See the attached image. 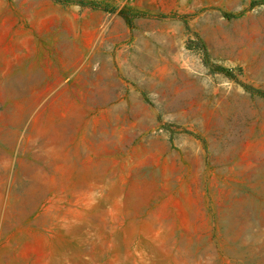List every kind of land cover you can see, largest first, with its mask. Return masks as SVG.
Here are the masks:
<instances>
[{
	"label": "rangeland",
	"instance_id": "rangeland-1",
	"mask_svg": "<svg viewBox=\"0 0 264 264\" xmlns=\"http://www.w3.org/2000/svg\"><path fill=\"white\" fill-rule=\"evenodd\" d=\"M0 54V264H264V0H0Z\"/></svg>",
	"mask_w": 264,
	"mask_h": 264
},
{
	"label": "crops",
	"instance_id": "crops-1",
	"mask_svg": "<svg viewBox=\"0 0 264 264\" xmlns=\"http://www.w3.org/2000/svg\"><path fill=\"white\" fill-rule=\"evenodd\" d=\"M1 55V54H0ZM1 63V62H0ZM7 65V64H5ZM13 68V67H10V66H7V68ZM2 68V65L0 64V69ZM0 78H2L3 80H0V84H4V85H8L10 83V80L8 79L9 76L8 75H5L3 76L2 74H0Z\"/></svg>",
	"mask_w": 264,
	"mask_h": 264
},
{
	"label": "trees",
	"instance_id": "trees-1",
	"mask_svg": "<svg viewBox=\"0 0 264 264\" xmlns=\"http://www.w3.org/2000/svg\"><path fill=\"white\" fill-rule=\"evenodd\" d=\"M254 4H256V3H254Z\"/></svg>",
	"mask_w": 264,
	"mask_h": 264
}]
</instances>
